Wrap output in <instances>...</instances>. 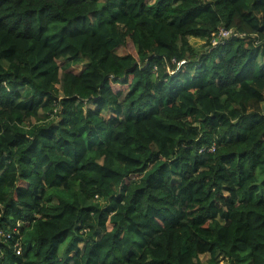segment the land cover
<instances>
[{
    "label": "trees",
    "instance_id": "1",
    "mask_svg": "<svg viewBox=\"0 0 264 264\" xmlns=\"http://www.w3.org/2000/svg\"><path fill=\"white\" fill-rule=\"evenodd\" d=\"M262 105L264 0H0V264H264Z\"/></svg>",
    "mask_w": 264,
    "mask_h": 264
},
{
    "label": "rangeland",
    "instance_id": "2",
    "mask_svg": "<svg viewBox=\"0 0 264 264\" xmlns=\"http://www.w3.org/2000/svg\"><path fill=\"white\" fill-rule=\"evenodd\" d=\"M206 1H212V0H206ZM191 46L198 51L203 50L204 41L199 39H190ZM261 59H259V62L261 63ZM59 65L66 71H70L73 73H79L85 65V61H80L78 63L75 62H60ZM262 110L264 112V105H262ZM83 112V110H82ZM106 113H103L105 115ZM59 254H61V249L59 250ZM200 262L201 264H227V260L224 259L222 256L218 255L215 258H210L208 254L201 255L200 256Z\"/></svg>",
    "mask_w": 264,
    "mask_h": 264
},
{
    "label": "built area",
    "instance_id": "3",
    "mask_svg": "<svg viewBox=\"0 0 264 264\" xmlns=\"http://www.w3.org/2000/svg\"><path fill=\"white\" fill-rule=\"evenodd\" d=\"M243 34H238L237 32L233 30H225L224 28H220L218 30L217 35L211 40L212 47H216L219 44H222L228 40L236 39V38H242ZM19 247L16 246V254L20 253Z\"/></svg>",
    "mask_w": 264,
    "mask_h": 264
}]
</instances>
